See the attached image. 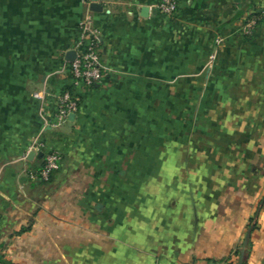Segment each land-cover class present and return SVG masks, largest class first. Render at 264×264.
Instances as JSON below:
<instances>
[{
	"label": "crops",
	"instance_id": "obj_1",
	"mask_svg": "<svg viewBox=\"0 0 264 264\" xmlns=\"http://www.w3.org/2000/svg\"><path fill=\"white\" fill-rule=\"evenodd\" d=\"M158 2L0 0V264H240L247 237L264 264V0ZM86 19L94 87L67 58Z\"/></svg>",
	"mask_w": 264,
	"mask_h": 264
},
{
	"label": "built area",
	"instance_id": "obj_2",
	"mask_svg": "<svg viewBox=\"0 0 264 264\" xmlns=\"http://www.w3.org/2000/svg\"><path fill=\"white\" fill-rule=\"evenodd\" d=\"M178 7V0H159L156 5L160 12L170 16L178 12ZM260 20L264 22V8L246 21L244 32L251 34ZM82 29L86 34V40L76 52L75 58L70 62L71 74L76 86L94 87L103 82L108 75V70L101 54L98 36L90 19L83 22ZM79 101L80 96L78 94H73L69 89L63 91L58 99L55 114L59 123L68 119L72 113L78 110ZM36 146L44 154V163L39 170V175L42 180L49 181L51 175L61 167V153L56 149L47 148L42 142H38Z\"/></svg>",
	"mask_w": 264,
	"mask_h": 264
},
{
	"label": "water",
	"instance_id": "obj_3",
	"mask_svg": "<svg viewBox=\"0 0 264 264\" xmlns=\"http://www.w3.org/2000/svg\"><path fill=\"white\" fill-rule=\"evenodd\" d=\"M92 9H94V10H98L99 7H98L97 5H93V6H92ZM147 10H148V9L145 8V11H147ZM75 56H76V52H75V51H72V50L68 51V53H67V58H68V59L73 60V59L75 58ZM34 154H35V153H31V156L34 155ZM42 154H43V153H41V155H42ZM247 242H248V237H247V239H246V241H245V245H244V247H243V249H242L241 259H240V264H243V261H244V254H245V248H246V244H247Z\"/></svg>",
	"mask_w": 264,
	"mask_h": 264
},
{
	"label": "trees",
	"instance_id": "obj_4",
	"mask_svg": "<svg viewBox=\"0 0 264 264\" xmlns=\"http://www.w3.org/2000/svg\"><path fill=\"white\" fill-rule=\"evenodd\" d=\"M66 89L71 90V86L66 87ZM52 176H53V174L51 175V177H52Z\"/></svg>",
	"mask_w": 264,
	"mask_h": 264
}]
</instances>
